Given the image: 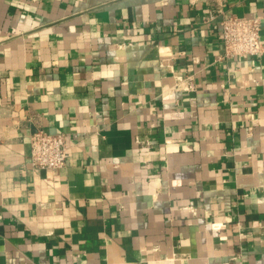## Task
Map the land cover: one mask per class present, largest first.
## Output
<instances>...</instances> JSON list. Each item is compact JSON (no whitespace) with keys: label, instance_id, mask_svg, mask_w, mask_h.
<instances>
[{"label":"crops","instance_id":"obj_1","mask_svg":"<svg viewBox=\"0 0 264 264\" xmlns=\"http://www.w3.org/2000/svg\"><path fill=\"white\" fill-rule=\"evenodd\" d=\"M226 15L264 46V0H0V264H264V52L224 58Z\"/></svg>","mask_w":264,"mask_h":264},{"label":"built area","instance_id":"obj_2","mask_svg":"<svg viewBox=\"0 0 264 264\" xmlns=\"http://www.w3.org/2000/svg\"><path fill=\"white\" fill-rule=\"evenodd\" d=\"M209 15L213 17L212 13ZM221 34L224 58L244 55L258 57L264 52L260 40V20L257 17L226 15L221 21ZM192 87L193 84L189 82L186 88ZM29 146L33 168L52 172L66 163L68 148L63 133L36 129L30 135Z\"/></svg>","mask_w":264,"mask_h":264}]
</instances>
